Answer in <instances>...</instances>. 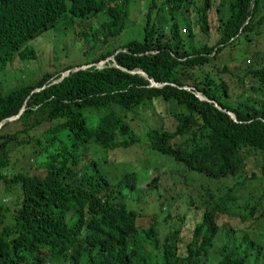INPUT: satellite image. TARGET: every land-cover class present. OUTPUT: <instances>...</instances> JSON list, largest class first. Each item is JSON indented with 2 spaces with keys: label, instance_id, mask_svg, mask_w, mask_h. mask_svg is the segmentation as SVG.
Segmentation results:
<instances>
[{
  "label": "trees",
  "instance_id": "16d2710c",
  "mask_svg": "<svg viewBox=\"0 0 264 264\" xmlns=\"http://www.w3.org/2000/svg\"><path fill=\"white\" fill-rule=\"evenodd\" d=\"M130 1L0 0V69L36 57L27 43L65 18L108 16L83 32L92 41L83 61L0 85V121L24 105L0 126V264H264V56L253 53L241 74L211 65L260 33L263 0H148L138 20ZM147 113L159 119L139 133L131 120ZM13 143H33L36 171L8 172ZM136 143L203 177L182 215L166 211L164 231L156 215L140 226L127 204L145 188L167 209L172 186L160 172L147 164L111 177L100 166V148ZM249 177L260 194L240 206L239 223L224 221Z\"/></svg>",
  "mask_w": 264,
  "mask_h": 264
},
{
  "label": "rangeland",
  "instance_id": "374dc122",
  "mask_svg": "<svg viewBox=\"0 0 264 264\" xmlns=\"http://www.w3.org/2000/svg\"><path fill=\"white\" fill-rule=\"evenodd\" d=\"M148 0H131L127 4L128 15L130 18L138 20V11L144 6ZM194 6V3H192ZM264 8V0H263ZM108 16L106 14L99 15L90 20H71L65 18L58 22L55 26L48 28L40 33L38 36L31 39L27 46L29 49L35 50L36 57L20 58L14 57L11 61H8L6 66L0 69V85L2 87L10 88L17 84L20 78H36L42 71L54 68H62L68 64H76L84 59L86 56L83 54L84 47L91 45V40L84 39V31H89L101 23L106 24ZM97 34L99 30H96ZM133 32V26L130 25L124 29L119 36H115L111 40V44L120 43L124 38L128 37ZM100 34V33H99ZM252 41L246 43L242 38L239 43L227 53V51L221 54L218 58L213 59V67L220 66L222 63L228 65L229 71L233 73H239L243 71L248 63L249 59L253 61V53L263 54L264 56V28L260 33L252 34ZM206 36H204V39ZM214 35L210 37L213 40ZM209 39V38H208ZM106 44H104L105 47ZM102 46L100 50L104 49ZM103 61L98 64L102 65ZM129 119H131L128 116ZM159 115L157 114H137L132 119L135 130L141 133L151 124L158 121ZM25 136V135H24ZM98 147V146H97ZM96 147V148H97ZM99 159L101 168L108 169L111 177L114 175H120L124 171L131 169H138L140 166L149 165L155 172H160V178L163 184L172 186L171 195L166 203L167 209L159 210V202L157 200V194L154 191L143 189L137 193L131 195L128 199V205L135 208L138 211V223L140 226L146 227L152 221V217L156 215V224L159 225L162 231L166 228V221L163 217L166 211L169 209L175 214H183L185 212L184 203L185 196L190 192L193 185L203 180L200 174H195V179L189 175H186V171L181 165L176 164L170 158H164L162 155L157 154L154 149L149 145L143 143H136L127 148H113L104 150L100 148ZM12 161L9 165V173H13L17 170H27L29 172L36 171L34 167L30 165L35 159L36 151L33 143L28 144H16L11 145ZM113 158V160H111ZM104 160V161H103ZM108 162V163H107ZM257 170L255 166H253ZM237 178L243 177V174H237ZM236 178H233L234 180ZM146 180H140L139 186H145ZM261 180L250 178L234 189L236 196V205L231 206L227 213L223 214L221 218L231 224H237L238 215L242 212L241 205L249 203L260 194ZM7 204V203H6ZM191 212L189 211L188 215ZM8 215V214H7ZM185 216V220L191 221L189 216ZM5 217L0 213V227ZM7 221V220H6ZM191 224V222H189ZM181 238L186 239L189 235V229L183 225L181 229ZM222 240L218 238V242ZM215 251L218 252V248L215 247ZM213 252L210 256L214 261L217 257V253ZM54 264V263H53Z\"/></svg>",
  "mask_w": 264,
  "mask_h": 264
},
{
  "label": "water",
  "instance_id": "95a60500",
  "mask_svg": "<svg viewBox=\"0 0 264 264\" xmlns=\"http://www.w3.org/2000/svg\"><path fill=\"white\" fill-rule=\"evenodd\" d=\"M107 58L114 59L113 55H110V56H108ZM107 58H106V59H107ZM106 59H104V60H106ZM104 60H101V61H104ZM91 64H92V63L84 64V65H75V66H73V67H71V68H68V69L62 71L60 78L63 77V76H65L66 74H68L70 70L77 69V68H79V67H84V66L91 65ZM139 72L142 73V74H144V75H146V73H145L143 70H139ZM60 78H59V79H60ZM150 82H151L152 85H158V84H159V83H158L157 81H155L153 78H150ZM36 89H37V88H36ZM23 109H24V105L21 107L20 111H19L17 114L2 119V120L0 121V126H1L5 121H7V120H12V119L18 117V116L20 115V113L22 112ZM229 114H231V116L234 117V114H233L231 111H229Z\"/></svg>",
  "mask_w": 264,
  "mask_h": 264
}]
</instances>
